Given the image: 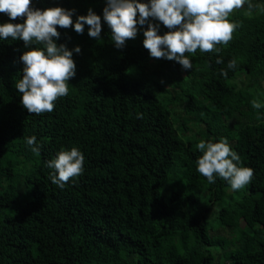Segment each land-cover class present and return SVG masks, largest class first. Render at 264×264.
<instances>
[{
  "label": "trees",
  "instance_id": "obj_1",
  "mask_svg": "<svg viewBox=\"0 0 264 264\" xmlns=\"http://www.w3.org/2000/svg\"><path fill=\"white\" fill-rule=\"evenodd\" d=\"M251 3V12L245 3L230 14L238 27L228 44L186 53V70L150 56L147 22L116 48L106 0H31L33 9L74 10L73 21L92 9L101 33L97 40L86 24L83 34L57 26L54 42L81 51H73L68 95L40 115L22 106L16 83L22 53L41 46L0 39V264H216L215 252L219 264H264V0ZM23 22L0 13V24ZM149 22L159 35L170 30ZM232 59L237 65L227 69ZM31 136L38 152L26 143ZM220 140L254 173L230 194L227 181L210 184L197 171V144ZM73 147L83 171L60 188L46 162ZM213 204L225 237L210 230Z\"/></svg>",
  "mask_w": 264,
  "mask_h": 264
},
{
  "label": "clouds",
  "instance_id": "obj_2",
  "mask_svg": "<svg viewBox=\"0 0 264 264\" xmlns=\"http://www.w3.org/2000/svg\"><path fill=\"white\" fill-rule=\"evenodd\" d=\"M248 4L249 12L255 7L251 0H106L103 8V20L111 29V40L116 48H123L125 42L137 35V25L147 28L143 31V47L156 59L166 58L175 61L182 68L190 70L192 62L186 53L218 51L216 45L228 44L238 24L229 20L230 14ZM74 10L62 7H49L43 10L33 9L31 0H0V13L11 20L24 17L23 23L0 24V39H20L30 47L20 56L23 64L22 76L16 83L21 95V104L30 114L40 115L52 112L55 101L68 95V81L75 76L76 65L72 59L73 51L80 53L79 46L69 50L64 44L57 45L53 38H59L60 28L73 27L76 33L83 34L85 24L89 37L100 39L101 17L89 9L87 15H79L73 21ZM138 14V19H137ZM153 18L170 29L163 35L157 33L158 25L149 22ZM217 64L223 60L216 58ZM237 60L232 59L227 69H234ZM221 75H227L221 69ZM259 109L258 101L252 102ZM137 118H143L137 114ZM29 146L36 145L35 136L27 137ZM202 155L197 160V171L215 183L214 177L227 181L232 190H240L253 178V170L240 167L239 155L234 152L226 140L197 144ZM33 152L39 146L32 147ZM237 162V163H234ZM84 156L75 147L60 151L54 159L46 162L54 169L50 174L51 182L60 188L82 174Z\"/></svg>",
  "mask_w": 264,
  "mask_h": 264
},
{
  "label": "rangeland",
  "instance_id": "obj_3",
  "mask_svg": "<svg viewBox=\"0 0 264 264\" xmlns=\"http://www.w3.org/2000/svg\"><path fill=\"white\" fill-rule=\"evenodd\" d=\"M243 78H244V76H243ZM240 79H241V76H238V77L235 78V80L239 84H240ZM245 82H246V80L244 78L243 83H245ZM263 86H264V84H263ZM182 112H183V107H179V106L175 107L174 113L176 115L177 120H178V117L182 114ZM178 123H179V120L177 121V124ZM199 130H200V128L198 126H193V130H192L193 134L192 135L197 134L199 132ZM227 192H228V194H230L231 188L228 187L227 188ZM227 199H228V195L225 197V200H227ZM210 207H213V208H210L209 211H208V221H209V225H210V230H211V232L214 233L218 228H217V220H216L215 216H213V214L216 213V209L218 208V204H213ZM214 211H215V213H214ZM215 233L218 236H222V237L227 236V232L225 230H222V229H219ZM215 255H216V264H219L221 259H222V257L220 256V252L219 253L215 252Z\"/></svg>",
  "mask_w": 264,
  "mask_h": 264
}]
</instances>
